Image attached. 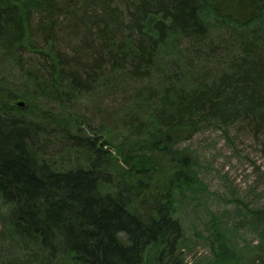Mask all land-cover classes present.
Returning a JSON list of instances; mask_svg holds the SVG:
<instances>
[{
  "label": "trees",
  "instance_id": "1",
  "mask_svg": "<svg viewBox=\"0 0 264 264\" xmlns=\"http://www.w3.org/2000/svg\"><path fill=\"white\" fill-rule=\"evenodd\" d=\"M3 64L0 202L35 264H184L178 208L204 187L181 139L264 136V0H0ZM119 92L115 145L78 106ZM210 222L211 264H243Z\"/></svg>",
  "mask_w": 264,
  "mask_h": 264
},
{
  "label": "rangeland",
  "instance_id": "2",
  "mask_svg": "<svg viewBox=\"0 0 264 264\" xmlns=\"http://www.w3.org/2000/svg\"><path fill=\"white\" fill-rule=\"evenodd\" d=\"M61 49L69 50L63 42ZM0 66L3 67L1 72L10 71L7 64ZM180 71L185 72L182 68ZM190 73L197 75L193 71ZM132 95L133 92L128 96L119 92L101 102L83 101L78 106V113L92 129L103 128L117 145L123 138V128L117 126L114 115ZM183 139L179 148L191 153L195 172L204 187L203 191L183 200L178 208V219L185 234L184 264H211L213 255L206 238L213 218L224 223L226 242L238 253L243 264H252L263 254L255 252L259 251L256 250L259 237L252 230L254 225L251 217L246 215V209H264V136L256 138L240 124L228 129L204 128L189 140ZM54 148V154H59ZM6 216L7 208L0 202V264H33L36 253L23 248L7 225Z\"/></svg>",
  "mask_w": 264,
  "mask_h": 264
},
{
  "label": "water",
  "instance_id": "3",
  "mask_svg": "<svg viewBox=\"0 0 264 264\" xmlns=\"http://www.w3.org/2000/svg\"><path fill=\"white\" fill-rule=\"evenodd\" d=\"M14 106L17 108V109H25V107H26V104H25V102H23V101H18V102H16V103H14Z\"/></svg>",
  "mask_w": 264,
  "mask_h": 264
}]
</instances>
